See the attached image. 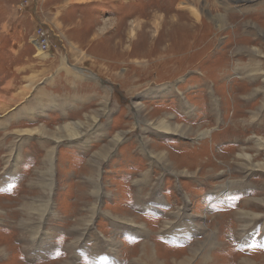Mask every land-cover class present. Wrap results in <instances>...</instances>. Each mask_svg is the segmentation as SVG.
Wrapping results in <instances>:
<instances>
[{"label":"rangeland","instance_id":"1","mask_svg":"<svg viewBox=\"0 0 264 264\" xmlns=\"http://www.w3.org/2000/svg\"><path fill=\"white\" fill-rule=\"evenodd\" d=\"M158 263L264 264V0H0V264Z\"/></svg>","mask_w":264,"mask_h":264},{"label":"bare ground","instance_id":"2","mask_svg":"<svg viewBox=\"0 0 264 264\" xmlns=\"http://www.w3.org/2000/svg\"><path fill=\"white\" fill-rule=\"evenodd\" d=\"M258 108V107H257ZM161 125H163V124H161ZM167 132H175L176 130L175 129H173V128H167V127H165L164 128ZM164 130V131H165ZM208 132H206V133H204V134H202V136L203 137H205V135L207 134ZM74 134V133H73ZM75 137H79V135H74V138ZM79 139V138H78ZM73 140V139H72ZM144 145V144H143ZM50 156L48 157V161L51 163L52 162V160H51V154H49ZM14 156H15V154H14ZM242 158L244 157L243 155L241 156ZM161 159V158H160ZM245 159H248L247 157L245 158ZM14 160V159H13ZM16 162V161H15ZM13 165H15V164H13ZM51 165V164H50ZM51 167V166H50ZM48 172V171H47ZM50 174V173H49ZM51 181V180H50ZM51 186L50 187H52V183L50 184ZM51 189V188H50ZM51 192V191H50ZM97 194V193H96ZM98 196V195H97ZM186 200V199H185ZM49 206V204L48 205H46V207L44 208V210H43V212H42V214L40 215V220H39V223L37 224L38 225V227H35V226H30L29 227V230H27L28 232H30V233H32V234H34V236L32 237V239H33V243H35L36 241H43V237L44 236H46V232H44L42 229L43 228H41V227H43L42 226V224H41V222H42V220H43V217H44V214H45V212L48 210V207ZM27 209H31V207L30 208H28L27 207ZM33 209V208H32ZM26 210V209H25ZM27 211H29V210H27ZM184 212V211H183ZM31 215V214H30ZM95 215V214H94ZM175 218L176 219H185L186 218V216H185V214H183V213H181V212H176L175 213ZM189 218V217H188ZM193 217H190L189 219H188V221L190 220V219H192ZM36 225V226H37ZM22 226V225H21ZM182 228H184V224L182 225H180ZM167 229H169L170 227L168 226V223L166 224V226H165ZM165 228V229H166ZM175 231V229H172V231H171V233L173 234V232ZM170 234V233H169ZM96 237H99V234L98 235H96ZM47 238V237H46ZM90 238V237H89ZM94 239H96V238H94ZM45 242V241H44ZM80 244V243H79ZM82 244V243H81ZM43 245V244H42ZM41 246V245H40ZM108 247V249L111 251V252H113L112 251V249H111V246H107ZM110 247V248H109ZM43 248V247H42ZM148 260H150V259H148ZM159 264V263H158Z\"/></svg>","mask_w":264,"mask_h":264},{"label":"built area","instance_id":"3","mask_svg":"<svg viewBox=\"0 0 264 264\" xmlns=\"http://www.w3.org/2000/svg\"><path fill=\"white\" fill-rule=\"evenodd\" d=\"M40 32V31H39ZM38 41V42H37ZM37 41H35V43L37 44V46L42 50V51H46L48 48V41L45 38H43V36L40 38H37Z\"/></svg>","mask_w":264,"mask_h":264}]
</instances>
